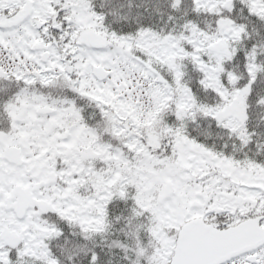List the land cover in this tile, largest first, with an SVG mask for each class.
I'll return each mask as SVG.
<instances>
[{
	"label": "snow or ice",
	"instance_id": "1",
	"mask_svg": "<svg viewBox=\"0 0 264 264\" xmlns=\"http://www.w3.org/2000/svg\"><path fill=\"white\" fill-rule=\"evenodd\" d=\"M0 264H264V0H0Z\"/></svg>",
	"mask_w": 264,
	"mask_h": 264
}]
</instances>
